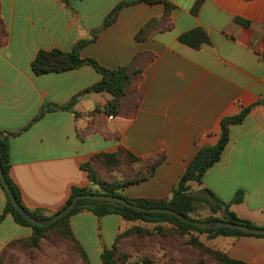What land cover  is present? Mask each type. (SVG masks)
<instances>
[{"label":"crops","instance_id":"0c3cea01","mask_svg":"<svg viewBox=\"0 0 264 264\" xmlns=\"http://www.w3.org/2000/svg\"><path fill=\"white\" fill-rule=\"evenodd\" d=\"M127 1L132 0H0L6 33L0 35V130L10 140V176L30 211L48 217L58 213L74 187H92L85 168L92 157L120 147L145 160L166 155L152 178L123 190L126 199H168L199 150L218 144L221 121L264 101V0H206L197 15L192 14L196 0L142 2L124 7L103 28L116 6ZM166 4L174 6L167 21L138 41L142 28L165 16ZM237 18L250 25L238 24ZM195 29H203L211 41L199 50L179 40ZM100 30L98 39L80 50L81 58L116 70L141 55L143 79L122 99L114 118L104 113L77 118L74 112L87 114L112 100L109 93L84 94L102 75L83 66L37 76L31 65L40 51H71ZM74 99L72 110L46 112L48 105ZM139 169L134 165L133 170ZM124 175L113 176L121 180ZM207 190L224 203L242 192L243 201L230 210L264 227V104L230 128L220 161L206 172L202 185L192 184L194 195L208 197ZM5 203L0 189V216ZM70 221L91 264H105L103 251L138 225L90 211ZM32 235V228L6 216L0 223V264L4 249ZM133 241L124 239L119 247L133 253ZM211 244L231 259L264 264V238L218 237Z\"/></svg>","mask_w":264,"mask_h":264},{"label":"trees","instance_id":"16d2710c","mask_svg":"<svg viewBox=\"0 0 264 264\" xmlns=\"http://www.w3.org/2000/svg\"><path fill=\"white\" fill-rule=\"evenodd\" d=\"M64 3H69L70 0H62ZM206 0H196L192 9V14L197 15ZM146 2L154 4V0H132L122 2L116 6V8L108 15L103 28L113 24L124 7ZM174 9V6L166 4V13L162 19H154L150 21L137 35L138 41H144L148 33L158 26L162 22L167 21V17ZM236 22L242 26L248 27L250 22L242 18H237ZM170 28V27H169ZM102 30V29H101ZM94 33L92 39L83 40L76 44L71 51H63L60 49H53L50 51H40L32 62V70L35 75L42 76L51 73H65L79 69L83 66H90L94 68L98 73L102 75V80L86 90L84 94L89 93H109L112 95L110 100L103 108L97 107L94 111L87 114H80L74 112L76 117H96L100 113L107 114L108 118H114L118 113L122 99L135 91L138 88L139 83L143 79L144 64L141 60V55H137L131 61L130 64L120 67L116 70H110L101 66L97 61L93 59H83L80 56V50L96 41L98 35L101 32ZM0 32L6 34L5 29L0 20ZM182 44H185L195 50H199L204 45L211 43L210 37L203 29H195L184 33L179 38ZM264 60V54H263ZM74 99L68 105H48L46 112H56L64 110H72L75 103ZM264 101L258 102L256 105L242 109L236 116L226 117L220 123V137L218 144L213 147H204L199 150L196 157L189 163L185 172L180 177L178 183L172 190L171 197L164 200H135L131 201L126 199L123 195V190L131 185H135L141 182H145L152 178L157 169L166 161V155H159L154 160H145L138 158L130 153L123 147H120L116 153H99L92 157L91 161L87 163L85 168L89 171L90 179L93 182L92 187L72 189L71 196L69 197L66 205L58 212L65 210L76 196L86 194H99L110 195L120 197L128 202L139 205L144 208H159V209H171L180 215H183L189 219L191 214L196 210V203H205L210 209L212 215L203 220L196 221H212L222 220L236 224H243L252 228H257L255 224L250 221L240 219L234 212L230 210L231 205L240 204L243 201L244 194L238 193L236 197L230 203H224L220 201L211 191L207 190L208 197H200L192 193V184L202 185L203 178L206 172L217 164L228 144L230 143V128L234 125L242 124L248 117L250 112L255 106L263 105ZM78 138L83 140L81 132H78ZM0 162L2 164L3 172L7 183L10 185L14 196L18 203L25 208L34 218L38 220L49 219L56 214L48 217L42 214L40 211H30L27 209L22 201L21 192L13 182L11 171V159H10V140L8 134L0 130ZM134 165H140L139 170H133ZM106 171V172H105ZM131 172L128 175V172ZM116 172H124V177L119 180L113 175ZM127 175V176H126ZM110 180V181H109ZM0 189L3 191L6 197L5 208L3 214L0 216V223L6 216H12L15 222L21 226L30 227L33 230V235L28 239H22L13 242L9 247L4 249L1 253V264H4L5 258L9 248L13 245H19L25 249L38 250L42 243L49 238H54L59 241H65L69 244L73 252L77 255L80 264H91L86 253L82 249L80 243L75 237L74 231L71 225V218L82 211H90L98 217H104L107 215H119L126 222L138 224L131 229L126 230L121 234L116 244L112 249H105L101 255V259L105 264H128L133 257V253L126 251L119 247V242L124 239H134L138 242L148 239L149 237H157L161 240H174L183 241V238L190 236L193 233L197 235H206L207 242H202L199 237L196 236L191 241V246L204 251L205 254L212 257L218 264H248L242 261L231 259L222 250L211 244V241L218 237H240V236H254L258 238H264L261 235H251L246 232L231 230L227 228L220 229H202L188 225L175 216L170 214H158V213H145L130 209L126 206L112 202H102L93 200H80L77 202L76 207L63 219L59 220L48 228L37 227L25 220L22 215L15 209L12 204L3 183L0 178ZM222 211L221 217H216L215 214ZM168 232V233H167ZM186 245V244H185ZM143 264H155L154 261H143ZM193 264H206V261L199 260Z\"/></svg>","mask_w":264,"mask_h":264},{"label":"rangeland","instance_id":"374dc122","mask_svg":"<svg viewBox=\"0 0 264 264\" xmlns=\"http://www.w3.org/2000/svg\"><path fill=\"white\" fill-rule=\"evenodd\" d=\"M199 195L207 196L205 193ZM211 215L210 207L198 202L195 212L190 216L196 220H203ZM196 236L200 241L207 242L206 235H197V233L183 238L182 242L167 238L161 240L157 237H149L141 242L134 240L135 248L132 249L133 257L129 264H143V261H154L155 264H193L199 260L206 261V264H218L204 251L191 246V241ZM72 249L67 242L54 238L46 239L38 250H28L13 245L7 252L4 264H80Z\"/></svg>","mask_w":264,"mask_h":264},{"label":"water","instance_id":"95a60500","mask_svg":"<svg viewBox=\"0 0 264 264\" xmlns=\"http://www.w3.org/2000/svg\"><path fill=\"white\" fill-rule=\"evenodd\" d=\"M0 178L3 183V187L5 188L7 195L9 196L12 204L14 205L15 209L22 215V217L27 220L29 223H31L34 226L37 227H44L48 228L58 222L59 220L66 217L77 205V202L80 200H93V201H102V202H112V203H118L120 205L126 206L130 209L145 212V213H158V214H170L175 216L180 221L191 225L193 227L202 228V229H220V228H227L231 230L246 232L251 235H261L264 236V227H257L252 228L243 224H236L231 223L227 221L222 220H212V221H196L193 219H189L183 215H180L179 213L171 210V209H159V208H144L139 205L132 204L128 202L125 199H122L120 197L110 196V195H99V194H86V195H79L76 196L73 199V202L63 211L56 214L55 216L46 219V220H38L34 218L29 212L23 208L18 201L16 200L14 193L12 189L10 188V185L7 183L2 164L0 162Z\"/></svg>","mask_w":264,"mask_h":264}]
</instances>
